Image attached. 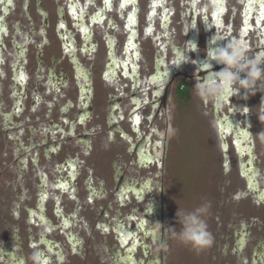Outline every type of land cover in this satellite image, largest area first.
Wrapping results in <instances>:
<instances>
[{"label":"flooded vegetation","instance_id":"obj_1","mask_svg":"<svg viewBox=\"0 0 264 264\" xmlns=\"http://www.w3.org/2000/svg\"><path fill=\"white\" fill-rule=\"evenodd\" d=\"M230 39L264 59V0H0V264H264V84L193 92ZM184 101L210 144L199 253L172 238Z\"/></svg>","mask_w":264,"mask_h":264},{"label":"clouds","instance_id":"obj_2","mask_svg":"<svg viewBox=\"0 0 264 264\" xmlns=\"http://www.w3.org/2000/svg\"><path fill=\"white\" fill-rule=\"evenodd\" d=\"M247 51V45L243 41L230 39L225 47L210 52L212 59L225 67L210 79L196 83L193 87L194 95L220 106L223 101L238 94L240 89L255 94L257 82L264 84V70L260 67L264 64V59L259 56L249 57ZM181 61L190 62L186 56L179 57L178 63ZM240 73H244L245 78H241ZM260 90L264 91L261 88ZM244 98L247 99V96ZM259 107L257 115L259 120L264 122V104ZM209 208L210 204L205 202L191 211L178 210L177 218L181 228L178 232L172 228V238L190 246L197 253L210 247L213 244V237L205 219ZM32 260L34 264H41L39 252L33 253Z\"/></svg>","mask_w":264,"mask_h":264},{"label":"rangeland","instance_id":"obj_3","mask_svg":"<svg viewBox=\"0 0 264 264\" xmlns=\"http://www.w3.org/2000/svg\"><path fill=\"white\" fill-rule=\"evenodd\" d=\"M185 102L179 114L171 147L174 145V148L177 147L178 150L179 179L177 182L184 208L191 210L197 194L196 184L201 183L203 173L207 171L210 144L207 145L206 131L204 132L202 126L207 119H204L201 109L200 117L196 115L197 112L193 109L191 101ZM199 102L202 105L201 100ZM170 165L174 169L175 164L170 162Z\"/></svg>","mask_w":264,"mask_h":264}]
</instances>
